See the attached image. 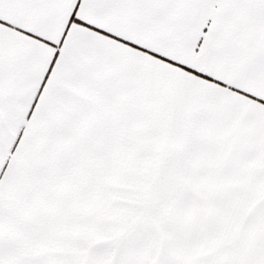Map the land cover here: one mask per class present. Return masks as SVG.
Segmentation results:
<instances>
[{
  "label": "snow or ice",
  "instance_id": "6c2138e0",
  "mask_svg": "<svg viewBox=\"0 0 264 264\" xmlns=\"http://www.w3.org/2000/svg\"><path fill=\"white\" fill-rule=\"evenodd\" d=\"M0 264H264V0H0Z\"/></svg>",
  "mask_w": 264,
  "mask_h": 264
}]
</instances>
